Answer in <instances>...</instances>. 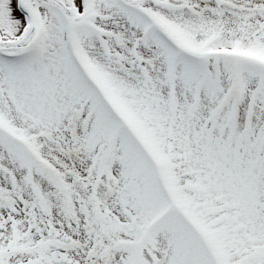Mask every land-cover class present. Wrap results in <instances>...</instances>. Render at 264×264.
I'll return each instance as SVG.
<instances>
[{
  "label": "snow or ice",
  "instance_id": "1",
  "mask_svg": "<svg viewBox=\"0 0 264 264\" xmlns=\"http://www.w3.org/2000/svg\"><path fill=\"white\" fill-rule=\"evenodd\" d=\"M0 264H264V0H0Z\"/></svg>",
  "mask_w": 264,
  "mask_h": 264
}]
</instances>
